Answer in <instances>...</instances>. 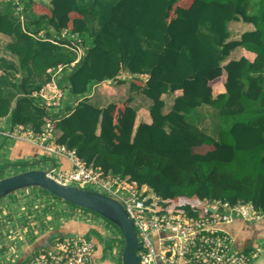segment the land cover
<instances>
[{
    "label": "trees",
    "instance_id": "trees-1",
    "mask_svg": "<svg viewBox=\"0 0 264 264\" xmlns=\"http://www.w3.org/2000/svg\"><path fill=\"white\" fill-rule=\"evenodd\" d=\"M3 1L0 33L13 37L6 46L13 59L0 57V118L11 115L36 134L52 121L58 141L88 164L152 187L161 212L218 219L208 205L224 201L264 213V0H22L24 22ZM237 19L254 29L231 40ZM84 34L90 41L79 55L75 40ZM238 47L244 54L228 61ZM75 61L64 88L82 97L127 73L132 89L151 100L152 122L136 125L129 100L99 108L84 98L60 117L35 103L49 69ZM220 85L225 91L216 94ZM164 94L175 98L168 112ZM203 104L217 111L219 139L187 120Z\"/></svg>",
    "mask_w": 264,
    "mask_h": 264
},
{
    "label": "built area",
    "instance_id": "built-area-1",
    "mask_svg": "<svg viewBox=\"0 0 264 264\" xmlns=\"http://www.w3.org/2000/svg\"><path fill=\"white\" fill-rule=\"evenodd\" d=\"M11 1L20 13L18 17L24 22L26 15L23 12L22 0ZM41 35L45 37V31ZM76 62L70 65L60 64L49 69L52 78L41 88L40 95L53 115L57 114L54 112L63 106L65 99L62 78L72 70ZM142 78L146 80L147 76L144 75ZM57 131L53 122L48 121L39 134L23 124L2 130L0 133L6 138L33 142L51 157L68 159L71 163L70 168L53 164L46 171L49 177L57 182L87 189L88 186H93L97 189L95 191L118 200L138 231L139 264H253L257 259V253L254 251L249 252L237 247L235 237L223 227L224 222H231L235 217L247 221H257L264 217V213L258 211L251 203L240 202L231 205L229 202L218 201L211 205L216 208L213 212L219 211L218 219L210 216H191L186 213L161 212L160 197L152 187L148 185L140 187L129 175L116 174L88 164L78 154L77 149L69 148L58 141ZM22 190L25 191L22 196L26 198L23 209L30 213L27 216L31 217V221L29 223L23 220L19 224L27 227L31 225L34 232L36 230L34 224L36 223L39 231L44 220L59 223L64 219H77L96 223L97 217L94 212L71 202H63L65 200L58 202L52 195L41 192V188L30 187ZM53 210L54 212H51ZM102 223L106 224L104 221ZM100 226L102 227V224ZM100 233L105 239L114 241L112 249L105 255L99 240L88 238V234H56L49 244L33 251L25 261L27 260V264H97V257L98 261L111 259L115 264H120L124 246L121 245L122 236L118 229L111 222L109 227ZM106 255L109 257L106 258Z\"/></svg>",
    "mask_w": 264,
    "mask_h": 264
},
{
    "label": "crops",
    "instance_id": "crops-1",
    "mask_svg": "<svg viewBox=\"0 0 264 264\" xmlns=\"http://www.w3.org/2000/svg\"><path fill=\"white\" fill-rule=\"evenodd\" d=\"M251 24V23H250ZM253 25V24H252ZM253 27H249L248 30H253ZM5 37H7L5 39ZM0 39L7 40V44L13 40L12 36L4 33H0ZM5 43V44H6ZM239 48V47H238ZM237 49V48H236ZM1 50V49H0ZM235 51V50H234ZM244 53L240 54L239 57H233V51L229 56L231 59H239ZM6 57L8 59H13V57L7 53L6 46L0 52V57ZM122 82H118L117 79H108L103 82L94 84L86 96L78 97L74 93H71L69 88H62L65 94V99L63 101V106L57 108V111L52 114L53 117H60L64 114H69L80 100L88 98V100L99 108H105L109 104L114 102H125L130 101L131 105L137 109L138 116L136 125L141 121L151 123V114L149 107L151 100L146 98L140 91H135L131 87V79L125 80L121 79ZM217 89L219 94L224 92L225 89L223 85L218 86ZM41 90V89H40ZM40 90L33 92V97H36L35 103L43 104L46 106L44 98L40 95ZM173 97L172 105L166 103L165 111L168 112L171 106L174 104V95L164 94ZM211 107L210 105L203 104L194 110L193 115L196 117L199 110L204 107ZM15 125L12 123V116L7 115L0 118V131L13 128ZM26 126V125H25ZM26 128H31V126H26ZM34 131V130H33ZM61 135L60 131H57ZM29 162L34 164H39L40 169L48 170L53 164H57L63 168H70L71 163L65 157L54 158L51 157L42 147L39 145L20 139L6 138L0 133V168L11 169L13 167H23ZM27 169H23V171ZM30 170V169H29ZM22 172V170L16 171L14 174ZM8 174L5 176L14 175ZM24 190L16 191L2 200H0V257L8 258L7 260H12L14 264H20L25 261L30 254L40 247H44L50 243L53 237L59 232H67L65 234L74 233H84L88 232L90 226L83 223V221L77 219L63 220L55 227H45L43 224L40 226V230H37L36 223L34 224L35 232L32 231L31 225L23 226L19 224L21 221L26 220L30 223L31 217L27 216L24 206L25 200L22 195ZM4 214V215H3ZM19 215L21 219H19ZM264 217L258 219L257 221H247L241 217H235L231 222H224L223 227L226 228L234 237L235 245L240 249L246 251H254L257 253V259L254 260L253 264H264ZM35 221V218L33 219ZM253 222V223H252ZM33 223V222H32ZM31 223V224H32ZM72 226L70 224H75ZM66 225V228L64 227ZM38 231V232H37ZM59 231V232H58ZM87 231V233H86ZM95 239V238H93ZM97 264H115L113 261L108 259H101L98 261L96 257Z\"/></svg>",
    "mask_w": 264,
    "mask_h": 264
},
{
    "label": "water",
    "instance_id": "water-1",
    "mask_svg": "<svg viewBox=\"0 0 264 264\" xmlns=\"http://www.w3.org/2000/svg\"><path fill=\"white\" fill-rule=\"evenodd\" d=\"M38 187L55 196L88 210L101 214L112 221L122 232L125 245L122 264H139V236L134 222L124 206L116 199L76 185H64L49 177L46 170L30 169L0 179V200L24 188ZM211 211L216 208L209 206Z\"/></svg>",
    "mask_w": 264,
    "mask_h": 264
},
{
    "label": "rangeland",
    "instance_id": "rangeland-1",
    "mask_svg": "<svg viewBox=\"0 0 264 264\" xmlns=\"http://www.w3.org/2000/svg\"><path fill=\"white\" fill-rule=\"evenodd\" d=\"M0 1H3V0H0ZM44 1L47 2V3H50L51 0H44ZM6 2L7 1H5V2L3 1L2 2L3 10H6V9L9 10V8L11 10V7L8 6V4ZM13 12L17 16L20 15L17 7H16L15 10H13ZM249 27H253V25L248 23V22L243 21L242 19H237V20L231 21L229 23V31L231 32V38L230 39L231 40L239 39L241 37V34L243 32H245V31H247L249 29ZM6 38L7 37H5V39ZM84 40L88 41V42L90 41V38H89V36L87 34H84L83 36H78V38L75 40L76 44L78 45L76 49H78L77 52H79V55H82L83 52H84ZM6 42H7V40L5 41V40L0 39V49H1L0 52L4 49V46H7ZM242 53H244V49L239 47V48L235 49V51L233 50V57H239L240 54H242ZM250 57L253 58L254 55L250 54ZM122 78L125 79V80H129V77H127V75H125V74H122ZM219 90L220 89H217L216 93H218ZM164 99H165L167 104L172 105V102H173V97L172 96L166 95L164 97ZM187 120L189 122H191L194 126L199 128L200 131H203L204 133H206L208 135H211V136L215 137L216 139L220 138V135H221V132H222V124H221L220 118L217 115L216 109H214L213 107L204 106V107H202L199 110L198 115L196 117L195 116H190V117L187 118ZM37 167H39V164H34L32 162H29L28 164H26L25 166L20 167V168L19 167H13V168L8 169L6 171L4 169L0 173V179L2 177H5V175L12 174V173L14 174L16 171H19V170L23 171V169H27V170L35 169ZM37 169H40V168H37ZM88 189L97 190L93 186H88ZM41 192H43V191H41ZM53 198L55 200H57L58 202L63 201V200H60L58 198H55L54 196H53ZM63 202H66V201H63ZM66 203H68V202H66ZM193 203H194V205H199L200 204V202L198 200H194ZM69 204H71V203H69ZM73 206H76V205H73ZM85 210L90 211V210H88L86 208H85ZM51 212H54V210L51 211ZM58 212H59V210H58ZM94 214L97 217V219L95 220L96 223H92L93 221L92 222L91 221H89V222L85 221L83 223L95 226L98 229H100L99 232L93 230L91 233H89L87 235V237L88 238H97L99 240L100 244H101L102 252L105 255V253H107L108 251H110L112 249V246L110 245V240L105 239L103 234L100 233V232L103 231L105 228H108L109 225L111 224V222L107 218L102 216L101 214H98L96 212ZM50 215H51L52 218H54V215L52 213H50ZM102 221L106 222V224L102 223ZM101 224H102V227L100 226ZM0 225H2V224L0 223ZM43 225L45 227H49L50 228V227H55L57 224H56V221L44 220L43 221ZM57 227H58V225H57ZM107 257H109V256L106 255V258ZM7 259H8L7 257L6 258H1L0 257V264H14V262H12V260H7ZM109 260H111V259H109ZM120 264H122V261H121Z\"/></svg>",
    "mask_w": 264,
    "mask_h": 264
}]
</instances>
